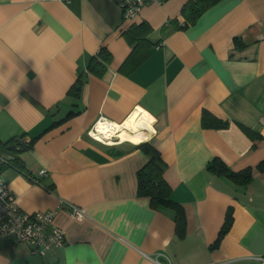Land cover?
Masks as SVG:
<instances>
[{"label":"crops","instance_id":"0c3cea01","mask_svg":"<svg viewBox=\"0 0 264 264\" xmlns=\"http://www.w3.org/2000/svg\"><path fill=\"white\" fill-rule=\"evenodd\" d=\"M186 1L148 3L125 20L111 0H0V143L34 139L19 153L22 170L0 175L24 210L64 200L86 211L58 210L65 242L42 256L0 235V264H262L264 0H221L186 28H163ZM140 23L147 40L132 57H146L134 65L128 31ZM101 48L99 75L88 64ZM134 111L144 120L119 142L89 135L100 117L121 123ZM205 112L227 125H204ZM142 142L165 163L182 233L174 208L137 193ZM214 158L249 168L250 180L209 169Z\"/></svg>","mask_w":264,"mask_h":264},{"label":"trees","instance_id":"16d2710c","mask_svg":"<svg viewBox=\"0 0 264 264\" xmlns=\"http://www.w3.org/2000/svg\"><path fill=\"white\" fill-rule=\"evenodd\" d=\"M220 1L221 0H187L181 8V17L170 19L169 22L163 25V28H186L195 23L205 11ZM146 30L147 25L145 23L134 24L129 28L128 35L131 40L133 42L136 41V43L128 60L133 59L134 65L139 64L146 57V55L142 53L138 55L135 54V57H132L137 45L147 40V37L145 36ZM108 58V51L104 48L99 49L97 53L90 58L88 69L100 75L102 73L101 71H104L107 68L106 63L108 62ZM79 84L80 81L78 80L72 86L70 93L78 95ZM203 124L211 127H224L227 125V122L221 121L213 115L205 112V114H203ZM33 142L34 139L29 141L11 139L5 143H0V153L12 154L13 159L9 165L22 170L19 153L30 148ZM139 146L148 153V159L137 171V193L141 196H147L150 199V204L152 206L174 208L176 212L175 220L177 221L179 233H182L184 228L183 211L170 199L171 187L163 176L165 163L162 161L157 150L148 142H142ZM208 168L214 169L218 174H223L233 181L247 183L251 178V170L249 168L241 171H233L220 158H214L210 162ZM231 223L232 215L228 212L217 241H219L223 234L227 232Z\"/></svg>","mask_w":264,"mask_h":264},{"label":"built area","instance_id":"2783aa9c","mask_svg":"<svg viewBox=\"0 0 264 264\" xmlns=\"http://www.w3.org/2000/svg\"><path fill=\"white\" fill-rule=\"evenodd\" d=\"M69 1V0H65ZM120 8L125 20L136 18L141 8L148 3L161 4L163 0H111ZM112 122L104 117H100L92 128L88 131L89 135L100 141L108 142L103 138H97L94 133H98L97 123ZM113 142H117V137H112ZM13 155L0 153V167L9 165ZM47 174L45 169L38 172L39 176ZM31 180L38 182V179L31 177ZM65 207L69 214L75 219L86 217V211L68 201L61 200L57 208L50 210L27 211L22 209L16 198L9 189L8 183L0 175V235L11 238L13 244L25 243L31 247L32 252L45 255L52 249L62 246L65 242V230L55 223V216L58 210ZM264 264V257H258Z\"/></svg>","mask_w":264,"mask_h":264},{"label":"bare ground","instance_id":"6f19581e","mask_svg":"<svg viewBox=\"0 0 264 264\" xmlns=\"http://www.w3.org/2000/svg\"><path fill=\"white\" fill-rule=\"evenodd\" d=\"M144 117L141 116L138 111L131 113L123 122L111 124L97 123L98 133H94L97 138L105 137L108 140V143H113L112 137H116V134L123 130H132L135 131L139 128L141 122H143ZM119 142V141H118Z\"/></svg>","mask_w":264,"mask_h":264}]
</instances>
